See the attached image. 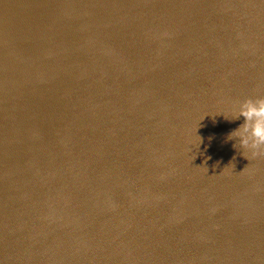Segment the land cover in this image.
<instances>
[{
    "label": "water",
    "instance_id": "1",
    "mask_svg": "<svg viewBox=\"0 0 264 264\" xmlns=\"http://www.w3.org/2000/svg\"><path fill=\"white\" fill-rule=\"evenodd\" d=\"M257 96L264 0H0V264H264Z\"/></svg>",
    "mask_w": 264,
    "mask_h": 264
},
{
    "label": "clouds",
    "instance_id": "2",
    "mask_svg": "<svg viewBox=\"0 0 264 264\" xmlns=\"http://www.w3.org/2000/svg\"><path fill=\"white\" fill-rule=\"evenodd\" d=\"M226 118V117H225ZM243 118V123L229 133L228 140H234L233 147L243 149V155L264 156V96L248 97L234 108L233 120Z\"/></svg>",
    "mask_w": 264,
    "mask_h": 264
}]
</instances>
